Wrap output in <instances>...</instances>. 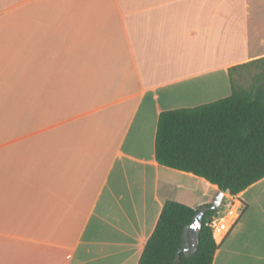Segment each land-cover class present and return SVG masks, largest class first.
I'll use <instances>...</instances> for the list:
<instances>
[{"label":"crops","instance_id":"1","mask_svg":"<svg viewBox=\"0 0 264 264\" xmlns=\"http://www.w3.org/2000/svg\"><path fill=\"white\" fill-rule=\"evenodd\" d=\"M262 57L264 0H0V264H137L166 201L219 190L156 161L159 113ZM225 196L212 264H264V178Z\"/></svg>","mask_w":264,"mask_h":264},{"label":"trees","instance_id":"2","mask_svg":"<svg viewBox=\"0 0 264 264\" xmlns=\"http://www.w3.org/2000/svg\"><path fill=\"white\" fill-rule=\"evenodd\" d=\"M259 60L263 71L248 87L231 79L224 98L159 113L154 152L160 165L203 177L233 196L264 178V57ZM196 210L166 201L137 264H212L219 245L206 222L216 210L203 217L197 249L183 251Z\"/></svg>","mask_w":264,"mask_h":264},{"label":"built area","instance_id":"3","mask_svg":"<svg viewBox=\"0 0 264 264\" xmlns=\"http://www.w3.org/2000/svg\"><path fill=\"white\" fill-rule=\"evenodd\" d=\"M238 207H240L239 203L235 205L232 200L228 201L226 197H223L215 215L206 222V225L211 229L213 238L217 235L222 239L232 230L242 211V208Z\"/></svg>","mask_w":264,"mask_h":264},{"label":"water","instance_id":"4","mask_svg":"<svg viewBox=\"0 0 264 264\" xmlns=\"http://www.w3.org/2000/svg\"><path fill=\"white\" fill-rule=\"evenodd\" d=\"M227 191L218 190L210 204H204L197 208L191 223L186 227L185 234L189 238L188 244L183 248L184 252L195 251L199 244V232L203 217L206 212L217 210Z\"/></svg>","mask_w":264,"mask_h":264},{"label":"rangeland","instance_id":"5","mask_svg":"<svg viewBox=\"0 0 264 264\" xmlns=\"http://www.w3.org/2000/svg\"><path fill=\"white\" fill-rule=\"evenodd\" d=\"M263 71L261 62H251L233 72V81L237 86L248 87ZM227 198V196H225Z\"/></svg>","mask_w":264,"mask_h":264}]
</instances>
